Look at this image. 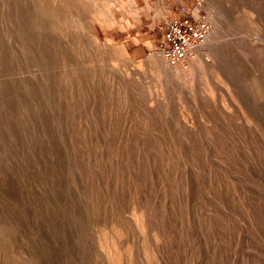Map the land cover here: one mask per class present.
<instances>
[{"label": "rangeland", "instance_id": "374dc122", "mask_svg": "<svg viewBox=\"0 0 264 264\" xmlns=\"http://www.w3.org/2000/svg\"><path fill=\"white\" fill-rule=\"evenodd\" d=\"M0 264H264V0H0Z\"/></svg>", "mask_w": 264, "mask_h": 264}, {"label": "built area", "instance_id": "2783aa9c", "mask_svg": "<svg viewBox=\"0 0 264 264\" xmlns=\"http://www.w3.org/2000/svg\"><path fill=\"white\" fill-rule=\"evenodd\" d=\"M205 16L183 15L164 21L159 52L173 64L184 66L192 51L204 42L211 31Z\"/></svg>", "mask_w": 264, "mask_h": 264}]
</instances>
